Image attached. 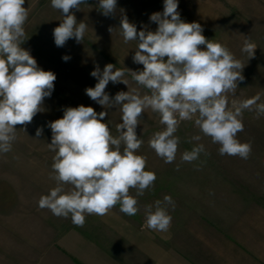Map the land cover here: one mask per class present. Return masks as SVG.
<instances>
[{
	"label": "clouds",
	"instance_id": "1",
	"mask_svg": "<svg viewBox=\"0 0 264 264\" xmlns=\"http://www.w3.org/2000/svg\"><path fill=\"white\" fill-rule=\"evenodd\" d=\"M24 4L25 0H0V153L12 150L17 125L31 123L43 111V102L51 96L56 80L52 71L40 68L30 52L21 47L29 15ZM82 4L87 0H51V7L63 14L62 22L53 30L57 47H63L69 39L83 41L88 25L77 23L71 12L79 11ZM116 6L117 0H99L98 7L105 16L115 13ZM177 9L178 0H164L163 12L150 16L158 25L154 32L138 31L126 16L121 18L123 41H137L133 62L143 65L142 71L107 64L102 72L98 65L91 72L98 82L85 92L104 108L119 106L122 122L116 125L118 135L114 136L109 125L102 122L108 113H97L91 106L67 107L62 118L48 124L52 132L48 148L55 153L50 179L56 186L39 198L41 209L57 217L70 216L79 227L84 225L86 215L104 216L116 205L125 215L135 216L138 197L152 189L157 179L154 172L145 170L146 157L137 154L144 141L137 136L136 128L146 110L157 113L163 126L152 134L148 145L165 163L176 159L180 144L176 132L185 121H192L212 143L220 145V155L249 158L251 143L240 142L237 134L244 129L245 110L255 111L257 118L264 116L261 94L247 99L236 96L238 82L244 80V65L225 45L207 39L199 23L183 21ZM255 49L246 38L242 52L251 58ZM62 59L68 61L70 57ZM126 72L147 92L129 88ZM109 82L123 83L128 91L110 98L105 92ZM42 132L37 128L36 136ZM200 140V135H194L188 142ZM205 152V146L196 143L183 152L181 160L192 163ZM66 185L70 187L66 189ZM132 189L135 196L130 194ZM170 206L174 208V201L168 195L146 205L143 227L168 231Z\"/></svg>",
	"mask_w": 264,
	"mask_h": 264
},
{
	"label": "rangeland",
	"instance_id": "2",
	"mask_svg": "<svg viewBox=\"0 0 264 264\" xmlns=\"http://www.w3.org/2000/svg\"><path fill=\"white\" fill-rule=\"evenodd\" d=\"M33 1L25 0L23 5L29 15L24 25L26 40L21 47L30 52L40 68L52 71L56 80L51 96L43 102V111L37 113L31 123L17 125V139L12 150L0 153V264H35L43 247L57 240L58 234L71 227H79L70 216L57 217L50 210L38 206L39 198L56 186V182L50 179L55 153L48 148L52 137L48 124L62 118L67 107L91 106L97 113H108L102 122L109 125L114 136L118 135L116 125L122 122L119 106L104 108L85 92L86 88L95 87L98 82L91 72L97 65L102 72L107 64L120 69L143 70V65L133 62L132 53L118 52L121 57L126 56V61L121 57L111 60L103 53L88 50L89 45L77 43L75 39L70 41L71 51L49 53L45 25H33L35 14L45 19V7H36ZM204 8L207 10L206 18L199 11L196 23L202 26L205 37L225 45L244 65V80L238 82L236 96L247 99L259 93V102H264V0H213V7ZM246 38L256 46L251 58L242 52ZM65 55L70 57L68 61L62 59ZM124 79L129 81V88H138L142 94L147 92L127 72ZM128 87L123 83L109 82L105 92L114 98L116 93L128 91ZM242 122L244 129L237 138L242 143H251L248 159L220 155V145L212 143L211 138L204 136L192 121H185L176 132L180 138L176 159L165 163L148 145L152 134L163 127L159 124V115L151 110L142 114L136 133L144 143L137 154L146 157L145 170L154 172L157 179L152 189L138 197L139 211L135 216L141 228H145V206L163 200L165 195L174 201V208L170 206L168 209L173 222L176 214L216 211L222 200L242 195L243 188L258 186L255 174L264 170V116L257 118L255 111L245 110ZM37 128L43 129L39 137L36 136ZM194 135H200L201 140L189 143ZM196 143H202L206 152L197 161L183 162V152L190 151ZM130 194L135 196V190H130ZM110 212L124 215L119 205ZM94 218V215H86L84 225L79 228L93 226Z\"/></svg>",
	"mask_w": 264,
	"mask_h": 264
},
{
	"label": "crops",
	"instance_id": "3",
	"mask_svg": "<svg viewBox=\"0 0 264 264\" xmlns=\"http://www.w3.org/2000/svg\"><path fill=\"white\" fill-rule=\"evenodd\" d=\"M34 1L36 7H45V19L35 14L33 25H45L48 52L71 51V39L60 50L54 42L53 30L62 22V12L51 7V0ZM98 5L99 0H87L79 11L71 12L77 23L88 25L81 43L115 60L121 51L135 54L137 48V41L124 43L121 18L126 16L138 31L154 32L158 25L150 16L163 12L164 0H117L116 12L109 16ZM204 7H213V0H178L177 10L183 21L192 23L199 11L206 18ZM255 175L259 181L255 188H243L242 195L222 200L216 211L176 214L165 232L141 228L137 216L94 215L93 226L71 227L58 234L57 240L43 247L35 264H264V170Z\"/></svg>",
	"mask_w": 264,
	"mask_h": 264
}]
</instances>
